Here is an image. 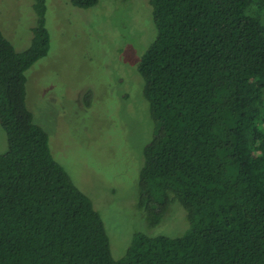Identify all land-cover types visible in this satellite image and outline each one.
Segmentation results:
<instances>
[{"label": "trees", "instance_id": "16d2710c", "mask_svg": "<svg viewBox=\"0 0 264 264\" xmlns=\"http://www.w3.org/2000/svg\"><path fill=\"white\" fill-rule=\"evenodd\" d=\"M33 2L28 48L0 30V264H264V0H149L156 36L137 66L154 124L138 184L146 230L117 260L26 105V73L50 41L46 0ZM178 205L184 232L152 233Z\"/></svg>", "mask_w": 264, "mask_h": 264}, {"label": "rangeland", "instance_id": "374dc122", "mask_svg": "<svg viewBox=\"0 0 264 264\" xmlns=\"http://www.w3.org/2000/svg\"><path fill=\"white\" fill-rule=\"evenodd\" d=\"M33 4L0 0V30L17 51L32 41ZM45 21L49 50L26 73V105L55 160L100 214L117 260L146 230L138 184L154 124L137 66L156 36L152 7L149 0H101L79 9L71 0H46ZM6 149L0 127V153ZM178 207L151 232L182 234L187 217Z\"/></svg>", "mask_w": 264, "mask_h": 264}]
</instances>
